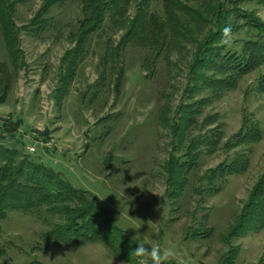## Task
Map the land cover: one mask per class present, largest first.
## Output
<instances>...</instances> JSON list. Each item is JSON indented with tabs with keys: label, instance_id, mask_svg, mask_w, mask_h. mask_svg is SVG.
Here are the masks:
<instances>
[{
	"label": "rangeland",
	"instance_id": "obj_1",
	"mask_svg": "<svg viewBox=\"0 0 264 264\" xmlns=\"http://www.w3.org/2000/svg\"><path fill=\"white\" fill-rule=\"evenodd\" d=\"M7 2L14 3L25 66L14 69L0 28V62H6L13 73L9 93L0 100V141L21 140L27 153L60 172L72 187L91 192L118 228L116 247L121 253L118 256L102 241L54 243L45 233L64 219L46 209L36 214L10 211L2 222L0 264H138V258L131 255L137 246L132 237L137 232L149 244L172 247L183 264H264V227L229 235L264 172V91L259 86L264 81V62L243 75L236 88L205 106L201 120L215 114L218 120L203 129L198 125L192 134L206 135L219 123L223 140L213 153L199 146V167L182 195L175 197L167 186L165 163L173 151L181 154L173 150L177 140L171 124L192 84L188 65L195 44L173 40L152 67L145 59L156 52L147 49L149 44L132 43L105 69L101 59L106 41L111 37L118 42L127 30L121 26L125 23H113L104 33L94 35L88 55L65 84L68 69L62 67L63 56L74 45L71 33L84 17L82 0L56 3L44 14L48 25L40 31L23 26L45 0ZM147 2L151 10L162 14L161 0ZM189 2L199 6L197 1ZM219 2L228 10L238 3L240 10L253 12L264 21V0ZM213 4L217 7L218 1ZM135 13L133 3L127 16L132 18ZM205 20L197 24L184 19L194 39L208 34L210 25ZM120 67L124 82L118 92L114 83ZM106 74L105 81L102 76ZM208 94L206 89L197 92L195 100ZM246 118L259 125L262 139L233 149L223 147ZM5 122L18 125L14 131H6ZM236 152L249 158L247 169L228 175L220 191L210 190L204 177L207 170Z\"/></svg>",
	"mask_w": 264,
	"mask_h": 264
},
{
	"label": "trees",
	"instance_id": "obj_2",
	"mask_svg": "<svg viewBox=\"0 0 264 264\" xmlns=\"http://www.w3.org/2000/svg\"><path fill=\"white\" fill-rule=\"evenodd\" d=\"M62 1L64 0H45L43 6L23 28L36 31L46 28L48 20L44 14ZM161 1L162 14L151 10L147 0H82L84 17L79 21L77 30L71 33L74 45L63 56L62 67L66 66L68 69L63 83H69L79 62L88 55L87 48L94 35L104 33L105 27H112L113 23L117 25L125 23L121 26H126L127 30L118 42L111 41V37L106 41V52L101 59L105 69H108L110 63L116 59H120L123 53L121 50L125 52L132 43L144 47L149 44L147 49L156 52L151 59H145L152 67L158 56L173 40L194 43L195 49L188 65L189 80L192 84L185 94L186 97H182L177 108V118L171 124V133L177 140L173 150H180L181 154L175 155L173 151L165 163L168 173L167 186L172 193L170 195L180 197L193 172L199 167L198 160L201 154L199 146L213 153L223 140L219 123L209 128L206 135L192 134L198 125L199 129H203L205 125L218 120L216 114L201 120L205 106L236 88L243 75L264 62V21L253 12L240 10L238 3H234L233 10H228L223 9V4L221 5L219 0H206L204 4L202 0H192L199 2L197 8L192 6L190 0ZM214 1H218L217 7L213 4ZM133 3L136 6V13L130 18L127 14ZM204 17L210 29L205 37L196 40L186 27L184 19L202 24ZM229 25L232 29L230 46L221 41L222 30ZM0 28L14 69H21L25 66V61L19 47V28L14 18V3L7 0H0ZM167 36L171 41L166 39ZM110 47L109 52L107 50ZM112 67L117 66L114 64ZM9 68L6 62H0V100L7 97L11 86L13 73ZM116 74L114 87L119 92L124 82L123 69L120 67ZM102 77L105 81L108 80L107 74ZM259 86L264 91V81ZM204 89L209 94L195 100V94ZM17 125L5 122V129L14 131ZM262 134L259 125L246 118L238 132L228 139L223 147L233 149L248 145L261 140ZM1 138L5 139L3 136ZM24 149L25 145L19 139L8 144L0 141V240L3 233L2 222L7 219L10 211L36 214L46 209L64 219L63 223L45 233V236L54 243L84 245L102 241L108 244L115 254L121 253L116 247L115 235L119 234L118 228L108 220L109 211L91 192L72 187L60 172L45 165L39 157L27 153ZM248 162L249 158L245 153L236 152L216 167L208 169L204 177L208 180L209 189L220 191L226 183L227 176L245 171ZM74 201L80 203L78 207L70 205ZM103 216L107 219L103 220ZM234 222L229 229L230 236L264 227V172L252 188L249 199ZM2 253L0 241V254Z\"/></svg>",
	"mask_w": 264,
	"mask_h": 264
},
{
	"label": "clouds",
	"instance_id": "obj_3",
	"mask_svg": "<svg viewBox=\"0 0 264 264\" xmlns=\"http://www.w3.org/2000/svg\"><path fill=\"white\" fill-rule=\"evenodd\" d=\"M221 41L225 45H231L232 29L230 25L222 30ZM132 240L136 242L137 246L131 252V255L138 258V264H183L181 258L172 247H161L159 244H149L139 232L132 237Z\"/></svg>",
	"mask_w": 264,
	"mask_h": 264
},
{
	"label": "built area",
	"instance_id": "obj_4",
	"mask_svg": "<svg viewBox=\"0 0 264 264\" xmlns=\"http://www.w3.org/2000/svg\"><path fill=\"white\" fill-rule=\"evenodd\" d=\"M31 149H32V150H34V148H33V147H32Z\"/></svg>",
	"mask_w": 264,
	"mask_h": 264
}]
</instances>
